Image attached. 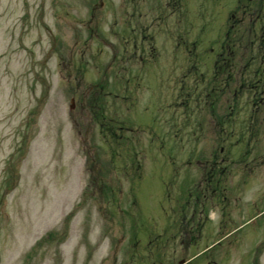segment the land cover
<instances>
[{
    "label": "rangeland",
    "instance_id": "obj_1",
    "mask_svg": "<svg viewBox=\"0 0 264 264\" xmlns=\"http://www.w3.org/2000/svg\"><path fill=\"white\" fill-rule=\"evenodd\" d=\"M0 264H264V0H0Z\"/></svg>",
    "mask_w": 264,
    "mask_h": 264
}]
</instances>
